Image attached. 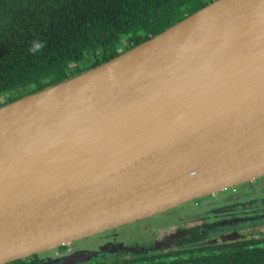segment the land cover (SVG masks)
<instances>
[{"label":"water","instance_id":"obj_1","mask_svg":"<svg viewBox=\"0 0 264 264\" xmlns=\"http://www.w3.org/2000/svg\"><path fill=\"white\" fill-rule=\"evenodd\" d=\"M262 175L264 0H212L0 106V264ZM244 238L235 229L159 250Z\"/></svg>","mask_w":264,"mask_h":264},{"label":"trees","instance_id":"obj_2","mask_svg":"<svg viewBox=\"0 0 264 264\" xmlns=\"http://www.w3.org/2000/svg\"><path fill=\"white\" fill-rule=\"evenodd\" d=\"M192 1L0 0V106L92 68L163 31L191 13L184 9ZM210 1L199 0V8ZM33 41L45 43L43 52L29 53ZM88 55L91 62L84 61ZM208 236L204 225H197L182 242ZM262 237L165 252L117 251L85 264H264ZM6 264L44 263L32 255Z\"/></svg>","mask_w":264,"mask_h":264},{"label":"rangeland","instance_id":"obj_3","mask_svg":"<svg viewBox=\"0 0 264 264\" xmlns=\"http://www.w3.org/2000/svg\"><path fill=\"white\" fill-rule=\"evenodd\" d=\"M198 8L199 0H194L189 2L184 10L186 12H194ZM123 46L124 45L120 44L117 48L121 49ZM84 61L91 62V56L88 55ZM257 186L259 187L255 189L244 185L238 188L246 192V195L249 198H247V202L253 199L251 203H257L264 200V185L260 186V183H257ZM225 192H227L225 189L224 191L221 190L218 197H223ZM197 200L200 199H193L173 207L172 210L161 212L135 222H130L114 227L113 229H107L84 238L74 240L77 245L76 247L80 248L81 250L72 251L71 256H78L81 253L86 254L89 252H98L102 254L99 258H103L111 256L118 250H124L131 254L135 251L146 252L153 249L155 250L157 248L170 246L177 232L184 230V228H179L185 225L183 221L195 217H204L205 211H202L201 208L193 205ZM251 207L254 208L255 206L251 205ZM256 207L264 208V204H259ZM256 214H258L259 217L264 218V209L261 212L255 210L253 214H244V216L235 219L234 222H243L252 215L258 217ZM186 216L189 217L186 218ZM212 234L216 235L213 232ZM63 248L65 247L59 246L50 248L33 254V256L42 260L44 264H61L66 257L70 256V254L64 252ZM57 250L61 251L59 256L56 255Z\"/></svg>","mask_w":264,"mask_h":264},{"label":"flooded vegetation","instance_id":"obj_4","mask_svg":"<svg viewBox=\"0 0 264 264\" xmlns=\"http://www.w3.org/2000/svg\"><path fill=\"white\" fill-rule=\"evenodd\" d=\"M257 183H260V186L264 185V175H262L258 179H253V180L226 188L225 190L227 192H225V195L223 197H218L220 193V191H218V192L205 195L201 198H198L200 200H197L196 202H194L193 205H196L197 207L201 208L202 211H205L204 217H199V218L195 217V218H191V219H187L183 221L185 225L179 228H184V230L177 232L172 244L170 246L161 247L157 249H166L174 245L183 244L182 239L185 236H187L191 232V230L197 225H204L209 235H213L212 232L214 234H219V233L226 232V231L228 232V231H232L235 229H241L246 232V238L244 239L251 238V236L254 234L257 236L256 240L263 239L262 236H264V218L259 217L258 214L260 213L256 214L258 217H255V215L254 216L252 215V216H249L248 219L243 222H234L235 219H237L238 217L244 216V214H249V213L253 214L255 210L260 211V212L263 211L264 208H261V207L255 206L254 208H252L251 204L253 202L251 203V201H253V199H251V201H248L250 202L248 203L247 200L249 198L246 195V192L238 188L244 185V186L255 189L259 187L257 186ZM241 202H244V203H241ZM187 217L189 216H186V218ZM255 218H261L262 220L255 219ZM261 234L262 236L259 237ZM76 246L77 245L75 241H71L61 246V247H65L63 248L65 253L70 254V256L66 257L62 261L63 263L61 264H85L86 262H91L95 259L94 258L89 261L78 262V263L74 262L73 257H76V256H71L72 251L81 250L80 248H77ZM60 250L56 251L57 256H59V254L61 253ZM118 251L126 252L124 250H118ZM126 253L129 254V252H126ZM114 254H112L111 256H113ZM54 264H59V263H54Z\"/></svg>","mask_w":264,"mask_h":264},{"label":"clouds","instance_id":"obj_5","mask_svg":"<svg viewBox=\"0 0 264 264\" xmlns=\"http://www.w3.org/2000/svg\"><path fill=\"white\" fill-rule=\"evenodd\" d=\"M45 48V43L42 41H33L31 46L29 47L28 51L29 53L35 55L37 53L43 52Z\"/></svg>","mask_w":264,"mask_h":264}]
</instances>
